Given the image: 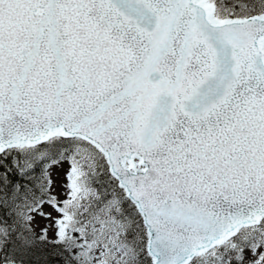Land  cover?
I'll list each match as a JSON object with an SVG mask.
<instances>
[{
    "label": "snow or ice",
    "instance_id": "1",
    "mask_svg": "<svg viewBox=\"0 0 264 264\" xmlns=\"http://www.w3.org/2000/svg\"><path fill=\"white\" fill-rule=\"evenodd\" d=\"M0 264H264V0H0Z\"/></svg>",
    "mask_w": 264,
    "mask_h": 264
},
{
    "label": "rangeland",
    "instance_id": "2",
    "mask_svg": "<svg viewBox=\"0 0 264 264\" xmlns=\"http://www.w3.org/2000/svg\"><path fill=\"white\" fill-rule=\"evenodd\" d=\"M54 178L57 180V183H59V178L55 175H54ZM37 223L40 225H43L46 223V221H43V220H40L39 218H37Z\"/></svg>",
    "mask_w": 264,
    "mask_h": 264
}]
</instances>
